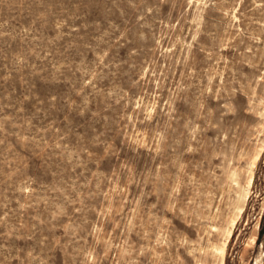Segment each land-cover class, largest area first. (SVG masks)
I'll return each mask as SVG.
<instances>
[{
	"label": "rangeland",
	"instance_id": "1",
	"mask_svg": "<svg viewBox=\"0 0 264 264\" xmlns=\"http://www.w3.org/2000/svg\"><path fill=\"white\" fill-rule=\"evenodd\" d=\"M223 244L264 264V0H0V264Z\"/></svg>",
	"mask_w": 264,
	"mask_h": 264
},
{
	"label": "bare ground",
	"instance_id": "2",
	"mask_svg": "<svg viewBox=\"0 0 264 264\" xmlns=\"http://www.w3.org/2000/svg\"><path fill=\"white\" fill-rule=\"evenodd\" d=\"M257 156H258V153L256 154L255 157L257 158ZM255 157H254V158H255ZM256 158H255V159H256ZM253 161H254V159H253ZM252 163H253V162H252ZM250 172H251V171H250ZM249 176H250V174H249ZM248 179H249L248 181H251L252 178H251V177H250V178L248 177ZM244 195H245V193H244ZM241 198H242V197H241ZM238 208H240V207H238ZM241 208H242V205H241ZM239 211H240V210H239ZM234 220H235V219H234ZM231 222H232V221H231ZM230 225H231V224H230ZM232 225H233V224H232ZM230 228H231V226H230ZM226 230H227V229H226ZM224 232H225V231H224ZM230 234H231V229H228V230H227V237H228ZM226 239H227V238H226ZM223 240H224V239H223ZM227 240H228V239H227ZM227 240H226V241H227ZM223 243H224V242H223ZM220 244H221V243H220ZM225 244H226V243H225ZM225 244H223V245L219 248V251H220V254H221V258H220V260H221L220 263H221V264H222V260H223V255H224V245H225ZM214 249H215V248H214ZM215 250H216V249H215ZM219 251H218V252H219ZM220 254H219V255H220Z\"/></svg>",
	"mask_w": 264,
	"mask_h": 264
}]
</instances>
